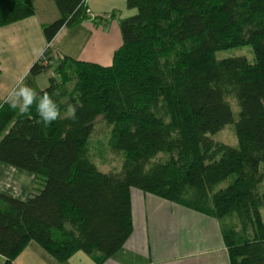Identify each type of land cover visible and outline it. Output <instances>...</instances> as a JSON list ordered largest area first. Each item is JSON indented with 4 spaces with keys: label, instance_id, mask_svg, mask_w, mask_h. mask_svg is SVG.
I'll list each match as a JSON object with an SVG mask.
<instances>
[{
    "label": "trees",
    "instance_id": "1",
    "mask_svg": "<svg viewBox=\"0 0 264 264\" xmlns=\"http://www.w3.org/2000/svg\"><path fill=\"white\" fill-rule=\"evenodd\" d=\"M52 2L58 17L41 24L46 46L27 79L51 69L43 89L77 114L44 126L35 105L24 115L0 107V162L37 186L24 199L0 194V255L10 262L32 240L58 261L76 251L108 258L131 233L133 187L214 218L228 264H264V0H125L131 13L118 20L121 43L106 66L49 50L61 27L89 16L85 0ZM33 13L32 0H0V27ZM244 45L252 62L214 57ZM99 116L124 152L118 171L86 158ZM228 123L236 146L214 143ZM158 153L166 157L150 162Z\"/></svg>",
    "mask_w": 264,
    "mask_h": 264
},
{
    "label": "crops",
    "instance_id": "2",
    "mask_svg": "<svg viewBox=\"0 0 264 264\" xmlns=\"http://www.w3.org/2000/svg\"><path fill=\"white\" fill-rule=\"evenodd\" d=\"M34 13L0 27V107L3 98L27 74L46 44L41 24L58 17L52 0H32ZM89 16L61 27L47 44L52 53L78 61L109 65L121 43L118 20L131 13L124 0H85ZM49 73V75H48ZM51 69L26 79L35 90L47 85ZM37 188L33 175L0 162V194L24 199ZM131 233L104 260L97 253H72L58 261L30 240L10 262L0 264H225L227 254L218 222L188 207L129 189Z\"/></svg>",
    "mask_w": 264,
    "mask_h": 264
},
{
    "label": "rangeland",
    "instance_id": "3",
    "mask_svg": "<svg viewBox=\"0 0 264 264\" xmlns=\"http://www.w3.org/2000/svg\"><path fill=\"white\" fill-rule=\"evenodd\" d=\"M45 46L46 45L44 44L42 49H44ZM231 56H244L249 62L253 61V53L249 45L222 49L214 53V57L216 59H221ZM60 80L61 79L58 78V82ZM58 90H60V92H63L64 97L62 98V101H65L66 96L72 90V81L69 79L66 82H63L62 84L59 85ZM225 100L228 102L233 112V116L235 117L237 112V105L235 99L230 95H226ZM111 129H112L111 124H108L101 116L96 117L93 122L92 133L90 134L86 143V151H85L86 158L95 166L97 170L102 172L120 170V167L125 157L123 151L115 150L112 148L110 143ZM209 137L216 144H225L229 146H236L237 144L232 123L226 124L219 131L210 134ZM165 157L166 156L164 154L158 153L152 159H150V162L160 161ZM263 171H264V167H263ZM229 178L230 177L222 181L219 184V186L226 185L229 182ZM260 214L262 221L264 223V207L260 208ZM225 222H229L228 218L225 219ZM224 262L225 264H228L226 258H224Z\"/></svg>",
    "mask_w": 264,
    "mask_h": 264
},
{
    "label": "clouds",
    "instance_id": "4",
    "mask_svg": "<svg viewBox=\"0 0 264 264\" xmlns=\"http://www.w3.org/2000/svg\"><path fill=\"white\" fill-rule=\"evenodd\" d=\"M43 49L36 50L37 55H41ZM27 74L17 81L16 85L7 92L3 98V103L9 105L13 110H18L20 114H28L35 105L36 113L44 126H50L59 119H75L78 105L66 103L61 111V105L43 88L37 92L35 88L25 83Z\"/></svg>",
    "mask_w": 264,
    "mask_h": 264
}]
</instances>
